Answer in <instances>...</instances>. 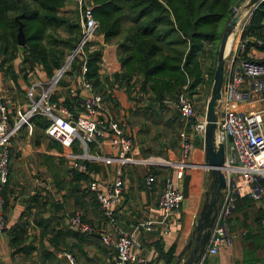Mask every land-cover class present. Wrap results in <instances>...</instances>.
Here are the masks:
<instances>
[{"label":"crops","instance_id":"crops-1","mask_svg":"<svg viewBox=\"0 0 264 264\" xmlns=\"http://www.w3.org/2000/svg\"><path fill=\"white\" fill-rule=\"evenodd\" d=\"M65 5L74 14L72 0H67ZM239 39L240 37L237 38ZM91 45L92 50L100 52L96 80L104 87L100 95L98 117L108 116L119 122L133 142L131 156L134 161L121 168L123 191L114 209L116 223L137 240L138 247L133 250L134 254L150 262L183 264L191 256L196 236L195 225L202 222L199 215L211 199L216 185V177L210 176L204 168L203 137L193 135L189 124L171 106L164 103L151 105L150 115L152 120L156 118L154 122L147 119L148 114L145 112H142V117H138L136 111L145 106L147 97L135 93L137 88L127 94L111 81V76L120 72L116 44L113 41L104 44L103 36L95 34ZM242 58L257 61L264 58V52L251 46ZM10 68L16 76V68ZM225 69L228 72L230 65ZM2 70L0 95L11 113L24 104H19L12 80L4 78L6 67H2ZM76 74L72 69L67 72L51 97V101L66 106L73 116L80 115V102L89 97L88 91L80 86ZM45 78L47 75L44 71L35 67L26 71L25 82L18 79L22 86L19 87L18 80H15L22 99L24 100V89L30 82ZM70 88L75 90L74 97L69 95ZM196 96L200 94L192 95ZM193 104L197 118L204 119L201 108L198 110L196 102ZM238 108L242 111H257L264 118V90L258 98ZM181 131L190 136L192 150L187 156L182 176L176 178L175 165L181 159L178 140ZM49 141L54 145H49L44 153L50 164L38 176L33 172L29 174L10 170L8 160L7 181L0 191L5 220V229L0 234V264H67L65 253L77 264H109L114 257V249L102 244L97 234L77 231L68 224L67 219L72 214L79 213L81 220L88 225L105 228L104 220L87 186L91 180L110 181L116 164L89 162L88 172H79L71 167L68 155L81 152L76 143L73 142L67 151L58 142ZM87 151L97 156H115V152L107 145L106 135L99 145L88 143ZM224 158L226 161L232 160L235 167L233 154L226 146ZM221 172L224 187L214 195V211L221 203L227 179H233L237 186L233 208L225 220L230 244L220 246L214 255H206L204 250L208 237L192 264H264V201L252 200L246 194L247 186L234 168ZM147 175L152 177L151 188L144 185ZM166 177L175 181L183 198L178 210L163 216L156 200ZM40 201L46 203L42 210ZM144 221H152L153 229L145 230L141 225ZM163 227L166 229L165 233H162Z\"/></svg>","mask_w":264,"mask_h":264},{"label":"built area","instance_id":"built-area-1","mask_svg":"<svg viewBox=\"0 0 264 264\" xmlns=\"http://www.w3.org/2000/svg\"><path fill=\"white\" fill-rule=\"evenodd\" d=\"M67 1V0H66ZM72 7L79 27V38L72 52L68 54L62 65L44 80H34L24 89V106L10 113L0 95V191L4 188L8 174L10 140L20 128L26 126L30 132V121L35 117L45 122L43 135L46 139L58 142L63 149L69 150L73 142L80 148V153H68L73 169L87 173L89 162L115 163L116 169L108 182L91 180L88 190L92 193L105 228L88 225L81 220L79 213L68 217V224L82 233L97 234L100 242L114 249V257L109 264H167L164 261L150 262L146 258L134 254L138 247L133 235L124 232L116 223L114 209L121 199L123 191L121 168L134 160L131 156L132 139L124 132L122 125L108 116L99 118L101 97L95 93L91 84L85 79L86 56L92 51L91 39L96 34V21L92 15L89 0H72ZM234 10V9H233ZM247 41L237 40L230 57L231 70L223 79L220 98L217 102L215 136L218 142L226 146L233 154L232 160L226 161L227 169L234 168L243 183L247 186L246 194L255 201H264V132L261 114L257 111H242L238 107L247 105L258 98L264 90V65L253 60L242 58ZM259 45L258 41H255ZM77 63V78L80 86L88 91L89 97L80 102L81 113L73 116L61 103L51 101V97L61 78L71 70V64ZM69 95L74 97L75 90L70 88ZM171 106L187 124L195 136L203 137L204 120H199L194 109L193 100L181 89L171 101H163ZM107 137V145L115 152V156H97L89 154L88 143L99 145L101 139ZM181 159L176 162L175 177L180 178L187 165L186 159L192 150L190 136L181 131L178 134ZM152 177L146 176L144 185L151 188ZM237 186L234 180L226 181L221 203L215 211L210 228L208 244L204 250L206 255H214L218 248L230 244L226 232L225 220L233 208ZM182 193L172 178L163 181L156 205L163 216L178 210L182 201ZM3 198L0 195V234L5 229L2 212ZM161 224L162 221H159ZM142 227L150 231L152 221H144ZM264 226V222H263ZM166 229L163 227L162 233ZM113 233V234H112ZM67 264H77L68 254H64ZM253 264H260L255 262Z\"/></svg>","mask_w":264,"mask_h":264},{"label":"trees","instance_id":"trees-1","mask_svg":"<svg viewBox=\"0 0 264 264\" xmlns=\"http://www.w3.org/2000/svg\"><path fill=\"white\" fill-rule=\"evenodd\" d=\"M89 1L96 34L103 36L104 44H116L120 72L112 75L111 81L127 94L133 92L132 85L136 83L135 93L152 94L163 104L173 100L181 89L192 97L203 85L199 58L205 46H211L215 57L220 26L228 20L229 8L240 0ZM63 3L64 0H0V64L13 60L20 48V64L25 71L39 67L47 77L51 76L79 38L77 19L69 22L59 15ZM18 29L24 40L22 47L16 44ZM59 30L67 34L65 39H55L50 34ZM240 39L247 41L244 52L251 46L264 52V0L251 12ZM99 60L98 50L87 54L85 79L95 93L102 95L104 87L96 80ZM256 62L264 65V58ZM211 65L206 72L207 82L213 73ZM71 69L78 71L76 62ZM33 120L34 127L43 131L46 122L40 117Z\"/></svg>","mask_w":264,"mask_h":264},{"label":"rangeland","instance_id":"rangeland-1","mask_svg":"<svg viewBox=\"0 0 264 264\" xmlns=\"http://www.w3.org/2000/svg\"><path fill=\"white\" fill-rule=\"evenodd\" d=\"M246 1L247 0H240L239 3L230 7L229 8V18L233 17V13L235 14L234 15V18H235V16L237 15V12H238L237 11L238 8L242 7V5H244V3ZM65 2H66V0H64L63 6L59 9V15H61L64 19L68 20L69 22H74L75 15L73 14L72 10H70V8L69 9L67 8V5H65ZM233 9H235V10H233ZM247 13L248 14L245 15V18L241 21L240 25L234 30V33L231 37V40H229V43H230L228 46L229 49L227 51V55L224 58V62H223L224 69L226 68L228 63H230V57H231L233 49L235 47L236 40L238 37H240V34H241L242 30L244 29L245 25L247 24V21L250 17L251 12L247 11ZM229 18H228V20H229ZM227 21L224 23V25L222 27L220 26V30H221L220 38H221L222 32L225 28ZM50 34L55 39H65L67 36V34L65 32H63L62 30H59V31H56V32L50 33ZM218 43H219V41H218ZM217 48H218V45H217ZM217 48L215 50L216 53H217ZM72 50L68 54H70L72 52ZM212 55H213V50H212L211 46H207V47L205 46L204 50H203V54H201V56L199 58V62H200L201 68H202V72L204 74V83H203V85H201L198 88V91L196 92V95L200 94V96L191 97L193 99V102H196V106H198L197 109L199 110L201 108V111H202L201 114H204L205 104H206V101H207L209 94H210V87H211V82H212V77H211V80L207 82L206 72L212 66L211 65L212 63H213V71H214L215 62H216V55L214 58L212 57ZM21 59H22V52H21L20 48H18V50L16 51V53L14 55V59L11 60L9 63L0 64V70L3 71L2 67H4V66L6 67V70L4 71V78H10L12 80L14 87L17 91L16 93L18 94L17 99L19 100V104H24L25 101L22 99V93L20 91H18L16 82H15V80H18V79H20L22 82L26 81V71L23 68V66H21V64H20ZM253 61H255V60H253ZM10 66H13L14 68H16V72H17L16 76L13 74L12 71H10V69L12 68V67L10 68ZM33 68H35V67H33ZM32 69L27 70V71H31ZM226 74H228L227 71H226ZM212 75H213V73H212ZM18 83H19V87L22 86L19 80H18ZM207 83L209 84V86L207 85ZM135 88H138L136 83H134L132 85V89H135ZM144 96L147 97L146 102H145L146 104L143 108H140V110H137L136 113L138 114V117H142L141 116L142 112L147 113L148 114L147 119H149L150 122L152 123V121L154 122L156 120V118L153 120L151 119V118H153L150 115L151 111H152L151 105L153 103L154 104H156V103L159 104V103H158L157 99H155L152 94H144ZM198 99H199V103H198ZM194 107H195V104H194ZM16 109L17 108L13 109L11 112L14 113V111ZM147 119H144V120H147ZM31 120H33V119H31ZM33 121L32 122L30 121V123H29L30 128H31L30 132H28V129L26 126H24V127L22 126L20 128V130L17 132V134L14 136V138H12L10 140L9 169L10 170L13 169V170L18 171V172H28L29 174L31 172H33V174L35 173L34 174L35 176H38L39 173L46 171L49 164H50L49 161L47 160V155L44 153V150L49 145H54V143H51L49 141V139H46L43 136L42 130H40V127H39V129L34 127ZM262 123L264 126V118L263 117H262ZM214 134H215V132H214ZM55 146H56V144H55ZM56 149L58 150L57 146H56ZM35 190H37V189H35ZM45 204L46 203L44 201H40L39 206H40L41 210L45 207Z\"/></svg>","mask_w":264,"mask_h":264},{"label":"water","instance_id":"water-1","mask_svg":"<svg viewBox=\"0 0 264 264\" xmlns=\"http://www.w3.org/2000/svg\"><path fill=\"white\" fill-rule=\"evenodd\" d=\"M261 2H263V0H247L244 5H242V7L238 8L237 15L240 14V12L243 10L252 12ZM233 22V18L230 17L225 25V28L218 43L216 62L210 87V94L205 104L203 119L205 123L203 133L204 168H206V171L210 176L216 177V185L211 199L206 203V205L203 207L202 212L199 215L202 222H199L195 225L194 232L196 236L191 256L183 264H192L196 261V255L200 253L205 244V240L209 237L212 220L215 215V211L213 210V206L215 203L214 195L218 194L219 191L224 187V178L221 171L227 170L228 168L224 158V146L220 142L214 144L213 135L215 131L217 110L216 106L220 98V91L224 76V60L221 56L222 42L228 27ZM16 44L18 47H22L24 44L23 36L20 32V29H18L16 35ZM175 264H178V262Z\"/></svg>","mask_w":264,"mask_h":264},{"label":"bare ground","instance_id":"bare-ground-1","mask_svg":"<svg viewBox=\"0 0 264 264\" xmlns=\"http://www.w3.org/2000/svg\"><path fill=\"white\" fill-rule=\"evenodd\" d=\"M235 10V9H234ZM248 14L247 13V10H243L240 12V14L236 15L235 18H234V13H233V20L234 22L228 27L226 33H225V36H224V39H223V42H222V50H221V56H222V59L224 60V58L226 57L227 55V51H228V46H229V40H231V37L234 33V30L240 25L241 21L245 18V15ZM229 64V63H228ZM231 69H229L230 71ZM228 71V72H229ZM226 69H224V76H223V79L224 77L226 76ZM215 132V131H214ZM213 143L216 144L218 143V140L215 136V134L213 135Z\"/></svg>","mask_w":264,"mask_h":264}]
</instances>
